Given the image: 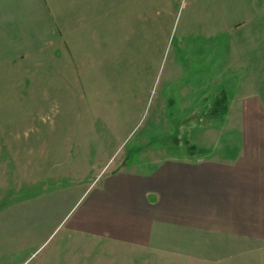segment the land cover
I'll list each match as a JSON object with an SVG mask.
<instances>
[{"label":"rangeland","instance_id":"1","mask_svg":"<svg viewBox=\"0 0 264 264\" xmlns=\"http://www.w3.org/2000/svg\"><path fill=\"white\" fill-rule=\"evenodd\" d=\"M247 107L264 112V0H0V264H125L69 230L93 185L232 153Z\"/></svg>","mask_w":264,"mask_h":264},{"label":"crops","instance_id":"2","mask_svg":"<svg viewBox=\"0 0 264 264\" xmlns=\"http://www.w3.org/2000/svg\"><path fill=\"white\" fill-rule=\"evenodd\" d=\"M244 115L228 155L124 163L97 181L71 233L108 242L125 264H230L263 254L264 112Z\"/></svg>","mask_w":264,"mask_h":264},{"label":"trees","instance_id":"3","mask_svg":"<svg viewBox=\"0 0 264 264\" xmlns=\"http://www.w3.org/2000/svg\"><path fill=\"white\" fill-rule=\"evenodd\" d=\"M213 105H214L213 114H216V115L218 114V115L222 116L226 112V109H227V97H226V94L224 93V91H222L219 94V96L215 99ZM188 149L190 151H194L196 148L192 145V146H189ZM201 151H203V150H201Z\"/></svg>","mask_w":264,"mask_h":264}]
</instances>
